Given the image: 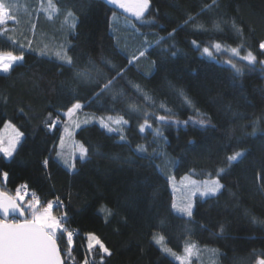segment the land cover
Returning <instances> with one entry per match:
<instances>
[{
  "label": "trees",
  "instance_id": "16d2710c",
  "mask_svg": "<svg viewBox=\"0 0 264 264\" xmlns=\"http://www.w3.org/2000/svg\"><path fill=\"white\" fill-rule=\"evenodd\" d=\"M0 3L15 17L0 27V53L24 56L8 73L0 72V130L9 122L23 133L11 160L0 154V170L9 173L0 190L14 195L26 184V200L33 191L45 203L59 198L64 207L53 212H66V227L75 234L71 257L65 255L66 236L58 244L65 264H179L154 242L156 233L177 253L189 242L213 247L220 264L264 259V0H212L195 12L171 0H150L141 21L105 0H52L54 8L48 0ZM173 28L175 49L163 51L173 43L168 40L129 65L145 41L154 43ZM232 47L239 56L230 54ZM248 51L257 56L255 65L240 59ZM58 52L72 57L73 65ZM112 65L124 68L123 76L97 97L95 84L115 75ZM78 69H87L91 81L75 79ZM76 102L83 107L72 118L64 116ZM161 115L164 122L157 119ZM109 116L128 123L112 124ZM57 117L60 123L45 127ZM101 117L112 132L101 127ZM72 119L80 127L72 145L61 148ZM80 144L88 149L86 161L79 159ZM141 145V155H155L151 162L137 154ZM238 150L247 154L229 162ZM57 152L75 163V173ZM190 171L198 178L217 175L224 186L212 197H196L191 218L172 209L166 178ZM88 233L111 255L98 245L90 255Z\"/></svg>",
  "mask_w": 264,
  "mask_h": 264
},
{
  "label": "snow or ice",
  "instance_id": "6c2138e0",
  "mask_svg": "<svg viewBox=\"0 0 264 264\" xmlns=\"http://www.w3.org/2000/svg\"><path fill=\"white\" fill-rule=\"evenodd\" d=\"M105 2L109 5L116 6L125 13L130 14L135 17L137 21H141L150 9V0H105ZM48 6L51 8L55 7L52 0H48ZM71 15L72 13H69V16ZM113 15H116V13L114 12ZM14 19L15 17L12 15L9 7L4 3H0V26L7 24L9 21H13ZM192 19L193 18L189 16L188 19L184 21V26H186ZM177 30L178 28H173L171 32H168L167 36L160 37L154 43H148L145 41V43L141 46V50H139L138 55L134 54L128 61L129 65L138 61L140 58H145L151 48L159 47L168 40H172L173 43L168 45V47L163 49V51L167 52L171 49H175V33ZM13 43H15V41H13ZM29 44H31L30 41ZM192 44L195 45L197 49L199 48V45H197L195 40L192 41ZM211 47L220 51L221 44L214 43ZM259 49L262 53H264V41L259 43ZM202 51L208 57H212L213 55L209 47H204ZM228 51H230L233 55H240L239 50L236 47H232L228 49ZM175 55L176 51H172V56ZM57 56L69 65H73L74 63L72 57L68 56L67 53L61 55L58 52ZM23 59V54L14 55L10 51L0 53V72L8 73L17 62L22 61ZM240 59L242 61H246L249 65H255L257 62V56L254 55L252 51H248L246 55L240 56ZM161 60L163 62L165 58L162 57ZM89 63L92 62L90 61ZM102 63L109 64L110 61L102 58ZM225 63L231 65L237 75L242 73V68L238 67L231 59L226 60ZM259 63L264 65V59L259 60ZM152 64L153 68L158 67L155 60ZM110 70L115 71V75L110 76L106 82L97 81L95 84V87L99 89V92L94 93L97 97L103 95L111 89H114L116 87V80L118 78H122L123 76L124 68H120L119 71H116V66L112 65ZM74 78L91 81V75L87 69L83 71L78 69ZM82 107V104L79 102L73 103L71 107L63 113V115L68 118H72L76 114L77 110ZM107 119L111 121L112 124L128 123V121L124 120L122 116L115 120H113L110 116ZM157 119L164 122L166 117L161 115L158 116ZM58 120L59 117H57V120H53L51 124L45 123V127L51 130V128L56 125ZM99 122L102 128L107 129L109 132L113 131V128L110 127L109 123L106 122L103 117L100 118ZM84 123L87 124L88 120H85ZM199 123L203 125L205 122L201 120ZM145 125H147V120L145 121ZM145 125H141L140 132L145 131ZM5 126L6 128L12 129V134L6 141L0 139V154H2V158L5 161H9L13 158L14 153L21 142L23 133L10 124H6ZM76 127H80V125L77 123ZM255 131L256 129L254 128V132ZM260 131L264 132V129H261ZM64 132H69L68 127H65ZM123 139L124 137H121V140ZM64 144L65 136L62 134L60 136L59 146L63 148ZM77 147L79 149V159L81 161H86L88 149H86L82 144L77 145ZM144 151V147L141 145L137 149V154L141 155ZM246 154L247 153L243 151H236L234 154L228 156L227 159L229 162L238 163ZM57 157L62 159L63 163L67 165L73 173H75V163H70L66 156H64L61 152H57ZM141 158L147 159L151 162V160L155 158V155H141ZM42 164L43 167L47 169L49 167V158H45ZM149 166H151V163ZM8 178V171L0 170V180L7 182ZM171 179L172 178L169 177V182H171ZM191 185L193 194L198 193L201 197H212L220 192L224 187L219 179L205 181L202 187L197 181H192ZM27 195L28 185L26 184L17 186L15 195L0 190V264H65V262L62 261L61 248L58 247V244L62 243V240L66 235L68 250L65 255L71 257V246L73 244V237L75 234L66 227V221L68 219L67 213L65 212L62 216L58 217L53 212L56 207H64L63 203L59 200V198H57L55 202L49 200L45 203L37 197L34 191L31 193V199L26 200L25 197ZM171 207L189 218L193 216L194 205L191 201L179 207L175 202H173ZM222 230L223 229H221V231ZM153 239L156 240L157 243H160L164 240V237H156L154 235ZM96 245L99 246L101 253L111 255L110 250L99 240L98 237L92 233H88L87 248L90 255L93 254V249ZM195 247V244L186 245L184 247L185 256H179L172 249L167 247L163 248V251L174 256L176 260L181 261V264H184L185 260L192 254ZM101 259H103V257H101ZM84 264H87V260H85ZM256 264H264V259H258Z\"/></svg>",
  "mask_w": 264,
  "mask_h": 264
},
{
  "label": "rangeland",
  "instance_id": "374dc122",
  "mask_svg": "<svg viewBox=\"0 0 264 264\" xmlns=\"http://www.w3.org/2000/svg\"><path fill=\"white\" fill-rule=\"evenodd\" d=\"M171 1L174 3H177L179 6H181L185 10H188L189 12H195L199 8L203 7L207 2L212 1V0H171ZM3 27H5V25H3ZM2 53H5V52H2ZM230 54L233 55L231 52H230ZM246 54H244V55H246ZM14 55H19V54H14ZM233 56H235V55H233ZM77 123L80 125V123L78 121L72 119L65 126V127H68V129H69L68 133H65L64 131L62 133L65 136V144L63 146L65 149H68L72 145V142L74 140V132L78 128V127H76ZM6 124H10V123L6 122L0 130V139H2L4 141H6L7 138L12 134V129L6 128V126H5ZM238 151H243V150H238ZM232 154H234V153H232ZM218 173H219V171H218ZM169 177L172 178L171 182H169ZM166 178L168 180L170 191L172 194V203L175 202L178 207L186 204L189 201L194 203V199L196 197H201L198 193L193 194V189H192V185H191L192 181H197L202 187L203 183L205 181H210L212 179H218L217 175L198 178L195 176V172H193V171H190L189 173H186V174H183V175L177 176V177L174 176L172 173H167ZM14 195H15V193H14ZM174 211L178 214H181V213L177 212L176 210H174ZM54 214L57 215L55 212H54ZM181 215H183V214H181ZM154 235L156 237L162 236L159 233H156ZM154 242L162 250L165 247L169 248L166 245L165 240L161 241L160 243H157L156 240H154ZM188 244H195L196 247L193 249L192 254L187 257L184 264H207L210 261H213L214 264H220L218 261V258L215 257V259H214V254H216L217 249H215L213 247H207L205 245H200V244H197L195 242H189L186 245H188ZM175 253L179 256H185L184 250L181 253H177V252H175ZM167 254L170 255L169 253H167ZM170 256L176 262L181 264V261L176 260V258L172 255H170ZM211 256L213 259L211 258ZM206 260H208V262H206Z\"/></svg>",
  "mask_w": 264,
  "mask_h": 264
},
{
  "label": "built area",
  "instance_id": "2783aa9c",
  "mask_svg": "<svg viewBox=\"0 0 264 264\" xmlns=\"http://www.w3.org/2000/svg\"><path fill=\"white\" fill-rule=\"evenodd\" d=\"M56 120H57V118H56ZM57 123H60V119L58 120V122Z\"/></svg>",
  "mask_w": 264,
  "mask_h": 264
},
{
  "label": "water",
  "instance_id": "95a60500",
  "mask_svg": "<svg viewBox=\"0 0 264 264\" xmlns=\"http://www.w3.org/2000/svg\"><path fill=\"white\" fill-rule=\"evenodd\" d=\"M119 9V8H118ZM119 10H121V9H119ZM121 11H123V10H121ZM61 258H62V256H61ZM63 261V260H62Z\"/></svg>",
  "mask_w": 264,
  "mask_h": 264
}]
</instances>
